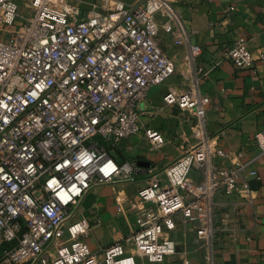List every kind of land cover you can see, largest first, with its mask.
Listing matches in <instances>:
<instances>
[{"label":"built area","instance_id":"obj_1","mask_svg":"<svg viewBox=\"0 0 264 264\" xmlns=\"http://www.w3.org/2000/svg\"><path fill=\"white\" fill-rule=\"evenodd\" d=\"M20 1L0 0V33L15 26L0 38V264H141L128 245L148 263L164 264L177 251L175 214L194 220L200 202L206 207L196 233L204 260L221 264L213 253L220 232L214 193L235 192L240 179L250 189L240 170L214 165L207 140L167 167V187L153 180L138 190L137 229L101 256L84 240L89 220L72 217L92 188L132 179L140 169L118 162L106 143L142 130L140 104L175 73L161 31L186 48V70L194 74L192 88L166 92L164 103L199 122L205 118L211 97L199 89L195 71L203 48L193 42L177 1L25 0L31 13L23 18ZM223 55L239 69L255 63L244 37ZM145 134L155 147L165 141L154 127ZM255 140L264 152V128ZM192 170L201 173L197 199L188 194Z\"/></svg>","mask_w":264,"mask_h":264},{"label":"crops","instance_id":"obj_2","mask_svg":"<svg viewBox=\"0 0 264 264\" xmlns=\"http://www.w3.org/2000/svg\"><path fill=\"white\" fill-rule=\"evenodd\" d=\"M176 1L186 27L194 31L193 42L203 48L195 71L199 89L211 97L205 118L199 122L190 112L164 103L166 92L179 94L192 88L194 74L186 70V48L161 31L158 40L174 61L175 73L152 86L140 104L142 130L106 143L118 162L130 160L140 169L132 179L117 178L92 188L74 207L72 217L89 220L84 240L101 256L105 246L137 229L143 208L138 190L153 180L167 187V167L207 140L214 150V165L240 170L250 189L245 192L240 179L235 192L215 191L213 220L220 232L214 259L221 264H256L264 257V152L255 140L256 132L264 128V0ZM241 37L247 39L255 59L251 68H236L223 55ZM147 126L161 131L165 138L161 146L152 144L145 134ZM189 178V198L197 199L200 171L192 170ZM205 207L200 202L193 210L197 218L191 221H185L181 212L175 214L177 225L171 235L177 251L164 264H206L196 233ZM126 250L139 263L150 264L131 245Z\"/></svg>","mask_w":264,"mask_h":264},{"label":"rangeland","instance_id":"obj_3","mask_svg":"<svg viewBox=\"0 0 264 264\" xmlns=\"http://www.w3.org/2000/svg\"><path fill=\"white\" fill-rule=\"evenodd\" d=\"M19 13H20V17L23 18V17H28L31 13L27 3L25 2V0H21L20 1V9H19ZM15 29V26H10L8 28H5L3 30L2 33H0V38H2L5 34L9 33L11 30Z\"/></svg>","mask_w":264,"mask_h":264}]
</instances>
